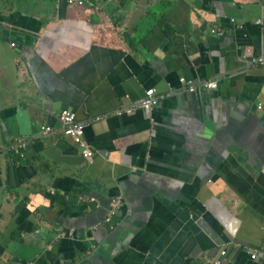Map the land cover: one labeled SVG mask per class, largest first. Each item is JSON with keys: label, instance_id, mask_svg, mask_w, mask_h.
<instances>
[{"label": "crops", "instance_id": "0c3cea01", "mask_svg": "<svg viewBox=\"0 0 264 264\" xmlns=\"http://www.w3.org/2000/svg\"><path fill=\"white\" fill-rule=\"evenodd\" d=\"M80 1L0 0V264H264V0Z\"/></svg>", "mask_w": 264, "mask_h": 264}, {"label": "built area", "instance_id": "2783aa9c", "mask_svg": "<svg viewBox=\"0 0 264 264\" xmlns=\"http://www.w3.org/2000/svg\"><path fill=\"white\" fill-rule=\"evenodd\" d=\"M68 3L70 5L74 4H79L83 5V2L80 0H68ZM264 8V4H263ZM233 23V20H231ZM264 22V19H261L258 21V24H262ZM214 34H217L218 36L223 37L224 33L222 31H213ZM247 67H252V66H264V57L258 58V59H253L250 60L249 63H246ZM179 83L182 87L186 88V92L188 93H194L198 89H205V90H210L214 91L218 88V83L217 81H200L195 83L194 81H188L185 78H181L179 80ZM160 102V97L156 94V91L151 89L146 91L145 96L140 99L137 102H134L127 107H122L113 113H110V115H103L101 117H96L95 119L87 122H79L77 119V116L75 113L68 111V110H63L60 113L59 120L61 123V129L62 133L65 137L70 138L73 140L74 144L81 150L82 154L87 160H92L94 157V152L91 149V147L86 144L84 140V135H85V130L88 126L91 124L99 123L109 116H123V115H131L135 113L136 111H144L146 113L151 112L154 108H156L159 105ZM44 132H47L46 129H44ZM28 147V142L25 140H17L16 144L13 145L12 150L19 155L21 158L25 157V150ZM264 174V170L262 171ZM117 206V202L115 203L114 207ZM111 220V216H108L106 218V222H109ZM228 254L227 250L222 251V257H226ZM252 258H256V254L252 255ZM222 260L219 259L214 262V264H222Z\"/></svg>", "mask_w": 264, "mask_h": 264}, {"label": "water", "instance_id": "95a60500", "mask_svg": "<svg viewBox=\"0 0 264 264\" xmlns=\"http://www.w3.org/2000/svg\"><path fill=\"white\" fill-rule=\"evenodd\" d=\"M160 104H161V99H160L159 105H160ZM159 105H158V106H159ZM158 106H157V107H158ZM202 135L204 136V138H205V140H206V138L209 137V136L211 135L210 129H209L208 127H205V126H204V130L202 131ZM116 202H117V201H116ZM116 202L111 201V203H110V205H111V206H110V209H111L112 206L115 205ZM118 203H119V202H117V204H118ZM107 214H108V213H107Z\"/></svg>", "mask_w": 264, "mask_h": 264}]
</instances>
